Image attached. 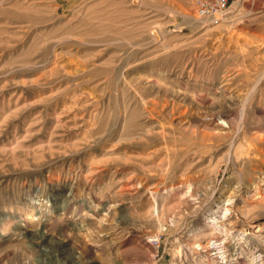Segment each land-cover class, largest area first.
Instances as JSON below:
<instances>
[{
	"label": "rangeland",
	"instance_id": "obj_1",
	"mask_svg": "<svg viewBox=\"0 0 264 264\" xmlns=\"http://www.w3.org/2000/svg\"><path fill=\"white\" fill-rule=\"evenodd\" d=\"M197 1L0 0V264H201L233 190L263 258L264 0Z\"/></svg>",
	"mask_w": 264,
	"mask_h": 264
},
{
	"label": "bare ground",
	"instance_id": "obj_2",
	"mask_svg": "<svg viewBox=\"0 0 264 264\" xmlns=\"http://www.w3.org/2000/svg\"><path fill=\"white\" fill-rule=\"evenodd\" d=\"M243 103H245V102L243 101ZM244 139H246V138H244ZM261 139H262V137H261ZM260 142H262V140ZM233 143H235V142H233ZM262 145H263V143H262ZM242 148L243 147H241V149ZM250 151L256 152V153L259 151L258 153H260V156H264L263 151H261L257 147L250 148ZM232 154H234V152ZM248 155H249V153H248ZM257 156H258V154H257ZM259 172H261V171H259ZM261 174L263 175V179H261L262 181L260 183L258 182L259 186L256 187V190L258 192H260L259 190L261 189V186H264V171H262ZM182 187L180 189H183ZM241 188L242 187H239V189H241ZM247 189H249V188H247ZM189 191H190V188H189ZM236 193H237V190H233L228 195L221 197L219 199L220 201L216 202L214 211H212L209 215V217L212 219V226L209 227L208 224L202 225L200 227V229H201V231L199 232L200 234H198L197 237H194L195 238V242H194L195 244H194L193 249H194L196 255H198V258L200 259L201 264H242V263H244V261H242L243 260V254L241 252H238L237 250H235V247L233 246V243H232V240L234 239V237H232V234H230L231 232L230 233L228 232V229L226 228L227 227L226 222H225V221H228L229 219L231 220L233 218V217H231V214H232L231 211L233 210L232 208H235L233 206H234V203H236V201H235L236 199H234L236 197ZM191 196H193V195H191ZM250 199H252V198H250ZM246 204L247 203L245 202V205ZM246 208H248V207H246ZM238 210H240V209H238ZM246 213H244V214H246ZM229 224L230 223H228L227 225H229ZM239 238H241V236ZM239 243H240V241L237 244H239ZM239 246H240V244H239ZM257 249L253 253L254 254L253 257L256 259H259V261H256V259H253V260H251L252 261L251 264H264V256H263V258H261L263 251H261V250L257 251ZM239 251H240V249H239ZM204 252L214 253L213 257H211L212 255L211 256L204 255ZM234 256H236V257H234ZM234 258H236V259H234ZM223 262H225V263H223Z\"/></svg>",
	"mask_w": 264,
	"mask_h": 264
},
{
	"label": "built area",
	"instance_id": "obj_3",
	"mask_svg": "<svg viewBox=\"0 0 264 264\" xmlns=\"http://www.w3.org/2000/svg\"><path fill=\"white\" fill-rule=\"evenodd\" d=\"M236 0H198L196 15L200 19H216L222 16Z\"/></svg>",
	"mask_w": 264,
	"mask_h": 264
}]
</instances>
